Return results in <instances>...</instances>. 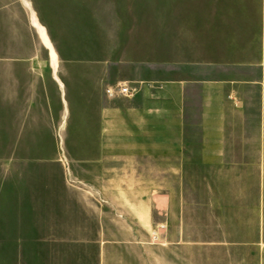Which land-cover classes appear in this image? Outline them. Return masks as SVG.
I'll list each match as a JSON object with an SVG mask.
<instances>
[{
  "label": "crops",
  "instance_id": "crops-1",
  "mask_svg": "<svg viewBox=\"0 0 264 264\" xmlns=\"http://www.w3.org/2000/svg\"><path fill=\"white\" fill-rule=\"evenodd\" d=\"M91 64L98 137L71 178L125 215L115 264H264V0H0V150L52 134L55 84Z\"/></svg>",
  "mask_w": 264,
  "mask_h": 264
},
{
  "label": "rangeland",
  "instance_id": "rangeland-1",
  "mask_svg": "<svg viewBox=\"0 0 264 264\" xmlns=\"http://www.w3.org/2000/svg\"><path fill=\"white\" fill-rule=\"evenodd\" d=\"M62 56L91 63L100 57ZM92 65L69 71L67 84H55L52 134L46 135L45 128H40L37 137L35 127L23 126L22 148L11 155L0 150V264H101V253L106 264H115L117 249L125 259L132 238L125 215L116 213L108 199L94 197L89 187L71 178L79 161L92 158L87 153L93 150L86 146L92 148L98 137L93 100L98 92ZM121 86L126 85H106L104 94L111 98ZM81 106L87 117L80 123ZM37 143L48 149H35ZM152 201L156 206V199ZM153 216L156 221V212ZM149 237L154 260L156 225ZM96 239L102 244H92Z\"/></svg>",
  "mask_w": 264,
  "mask_h": 264
},
{
  "label": "built area",
  "instance_id": "built-area-1",
  "mask_svg": "<svg viewBox=\"0 0 264 264\" xmlns=\"http://www.w3.org/2000/svg\"><path fill=\"white\" fill-rule=\"evenodd\" d=\"M118 93L123 96H128L131 94V89L128 86H121L118 88ZM109 95H113V91L111 89L108 90Z\"/></svg>",
  "mask_w": 264,
  "mask_h": 264
}]
</instances>
